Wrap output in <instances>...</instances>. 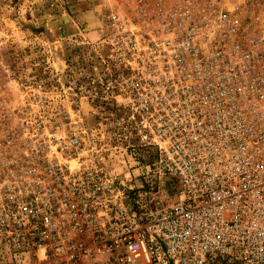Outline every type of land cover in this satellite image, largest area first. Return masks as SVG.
Here are the masks:
<instances>
[{"label":"built area","instance_id":"built-area-1","mask_svg":"<svg viewBox=\"0 0 264 264\" xmlns=\"http://www.w3.org/2000/svg\"><path fill=\"white\" fill-rule=\"evenodd\" d=\"M230 6L137 0L19 85L0 264H264V17Z\"/></svg>","mask_w":264,"mask_h":264},{"label":"rangeland","instance_id":"rangeland-1","mask_svg":"<svg viewBox=\"0 0 264 264\" xmlns=\"http://www.w3.org/2000/svg\"><path fill=\"white\" fill-rule=\"evenodd\" d=\"M153 1L148 0L151 8ZM220 1L240 14L264 17V0ZM136 2L0 0V135L11 123L9 112L20 104L19 85L26 78H43L68 89V64L79 43L98 40L106 32L107 19L116 11L127 14ZM74 62L71 68L78 74L81 65Z\"/></svg>","mask_w":264,"mask_h":264}]
</instances>
